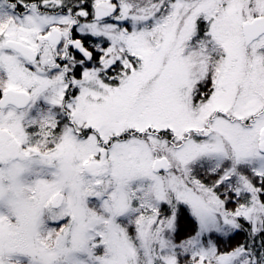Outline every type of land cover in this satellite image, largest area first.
Masks as SVG:
<instances>
[{
    "label": "snow or ice",
    "instance_id": "6c2138e0",
    "mask_svg": "<svg viewBox=\"0 0 264 264\" xmlns=\"http://www.w3.org/2000/svg\"><path fill=\"white\" fill-rule=\"evenodd\" d=\"M0 264H264V0H0Z\"/></svg>",
    "mask_w": 264,
    "mask_h": 264
},
{
    "label": "trees",
    "instance_id": "16d2710c",
    "mask_svg": "<svg viewBox=\"0 0 264 264\" xmlns=\"http://www.w3.org/2000/svg\"><path fill=\"white\" fill-rule=\"evenodd\" d=\"M186 222V220H182V223H185ZM239 239V238H238Z\"/></svg>",
    "mask_w": 264,
    "mask_h": 264
}]
</instances>
